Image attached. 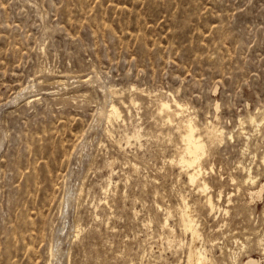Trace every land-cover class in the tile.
<instances>
[{
	"label": "rangeland",
	"instance_id": "1",
	"mask_svg": "<svg viewBox=\"0 0 264 264\" xmlns=\"http://www.w3.org/2000/svg\"><path fill=\"white\" fill-rule=\"evenodd\" d=\"M189 216L264 264V0H0V264H190Z\"/></svg>",
	"mask_w": 264,
	"mask_h": 264
},
{
	"label": "bare ground",
	"instance_id": "2",
	"mask_svg": "<svg viewBox=\"0 0 264 264\" xmlns=\"http://www.w3.org/2000/svg\"><path fill=\"white\" fill-rule=\"evenodd\" d=\"M113 104V103H112ZM161 111L165 113V116L169 121H173V117H181L186 111L185 104L179 102L176 99H173V102L170 101H162L160 103ZM119 113L116 107H113L111 115H117ZM251 121H255L254 117H251ZM253 123V122H252ZM256 125V124H255ZM177 129H180V137L181 140L185 144V152L186 154L193 155L192 160H183V165L186 168L185 172L188 176V180L192 184H196L202 191L209 190L208 183L202 177L203 176V168L201 166V158L206 152V147L210 143H219L222 138L224 131L216 124L209 122L208 126L205 129L206 140L203 138L201 133H197L198 126L193 121V118H181L180 122L177 125ZM190 159V158H189ZM196 164L195 167H192ZM192 168V169H191ZM249 177V176H247ZM258 191L257 193H259ZM208 194V193H207ZM184 199V198H183ZM207 201V200H206ZM208 207V205L206 206ZM191 210V209H190ZM188 212V211H187ZM190 212V211H189ZM192 213V212H191ZM189 213V214H191ZM184 221V220H181ZM194 219L188 217L186 221V226L191 230L192 243L189 249V262L190 264H204L206 260V255L204 249L198 247L196 238L198 239L197 234L198 231L193 225ZM167 222V221H166ZM185 222V221H184ZM185 225V223H184ZM183 225V226H184ZM184 226V227H186ZM261 238V237H260ZM264 240V239H262ZM260 243H258L259 246ZM264 251V248H263ZM260 259H256L253 257H249L244 264H261Z\"/></svg>",
	"mask_w": 264,
	"mask_h": 264
}]
</instances>
